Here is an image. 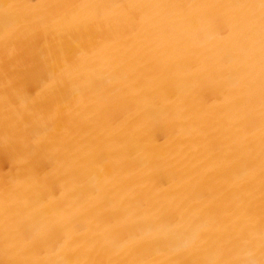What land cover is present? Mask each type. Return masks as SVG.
<instances>
[{
    "label": "bare ground",
    "instance_id": "obj_1",
    "mask_svg": "<svg viewBox=\"0 0 264 264\" xmlns=\"http://www.w3.org/2000/svg\"><path fill=\"white\" fill-rule=\"evenodd\" d=\"M0 264H264V0H0Z\"/></svg>",
    "mask_w": 264,
    "mask_h": 264
}]
</instances>
